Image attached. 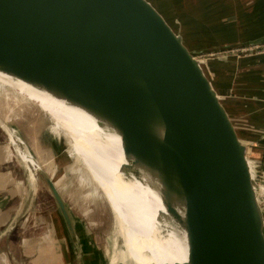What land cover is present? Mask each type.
I'll use <instances>...</instances> for the list:
<instances>
[{
	"label": "water",
	"instance_id": "1",
	"mask_svg": "<svg viewBox=\"0 0 264 264\" xmlns=\"http://www.w3.org/2000/svg\"><path fill=\"white\" fill-rule=\"evenodd\" d=\"M0 71L121 136L122 168L149 175L186 233L178 264H264L260 162L207 59L152 0H0ZM46 180L71 237L86 245L87 230Z\"/></svg>",
	"mask_w": 264,
	"mask_h": 264
},
{
	"label": "rangeland",
	"instance_id": "2",
	"mask_svg": "<svg viewBox=\"0 0 264 264\" xmlns=\"http://www.w3.org/2000/svg\"><path fill=\"white\" fill-rule=\"evenodd\" d=\"M152 2L155 3L176 30L182 32L187 39H189L188 36L191 38L194 44L191 47L203 54L209 66L214 60L224 61L225 63H233L235 61L241 63L244 59L249 60L264 56V42L252 43L249 41L240 45H232L230 43V40L238 37L240 32L243 34L245 31V14L243 12L246 10V0H152ZM197 37L199 39L196 43ZM258 44L260 45L259 47H257ZM226 68L224 69L225 71ZM223 75L225 78L234 75L231 80L232 86H229V93L234 98L242 97L247 106H251V104L245 101L246 98L250 99V101H259L260 96L252 93L254 88H249L255 87L250 74L242 76L243 74L239 71L229 72L227 70ZM238 82H241V87L238 86ZM236 85L237 87H235ZM259 95L261 94L259 93ZM15 110L16 112L13 113L4 110V115L0 119V140L2 144L10 145L8 164H13L14 169L19 170L18 175L30 187V198L42 197L46 200L41 204L45 212L51 211L52 208L53 210L57 209V203L46 180V177H50L49 173L40 168L38 159L36 164L30 159V161L24 162L20 155L21 153H26L28 156L37 157L31 142L25 140V135L38 140L44 137L47 144L53 145V156L50 154V158H52L51 164L57 170L55 178H63L67 186L76 185L80 177L84 179H90V177L82 167V163L68 155L67 144L64 146L65 139L57 137L52 131L53 120L49 115L42 112L36 105H27L25 102L18 103ZM242 110L243 112L246 111L245 109ZM17 116L19 118L15 119ZM241 117L245 120L241 121V123L244 126L243 128L247 130L245 131L249 140L246 143L255 160L260 161L264 156V127L260 126L261 121H250L251 118L246 112L242 113ZM254 123L259 126H252ZM52 145L49 148L50 151ZM69 166L78 167L79 169L77 168V170L71 172ZM29 168L31 170L33 168L37 177L35 184L30 183ZM86 193H89L91 197L87 198V200H82L81 198V201L79 200L77 203L67 197H63L72 218L82 223L87 230L89 241L92 245L94 261L99 264H138L130 256L126 247L130 240L134 242V239L132 235L129 236V239H125V235L120 230L114 213L101 190H95L92 185V187L84 190L83 194ZM133 246H135V242Z\"/></svg>",
	"mask_w": 264,
	"mask_h": 264
},
{
	"label": "bare ground",
	"instance_id": "3",
	"mask_svg": "<svg viewBox=\"0 0 264 264\" xmlns=\"http://www.w3.org/2000/svg\"><path fill=\"white\" fill-rule=\"evenodd\" d=\"M24 102L27 105H36L52 118V131L57 137L65 139L63 144H67L68 155L82 163L90 179L80 177L76 185L67 186L63 178H55L57 170L51 164L50 158V154L53 156L54 147L51 144L50 151L51 145L41 135L42 140L25 135V140L31 142L37 157L21 153L24 162L30 159L36 164L38 159L40 168L49 173L62 195L75 203L81 198L87 200L91 197L89 193L83 194L88 187L93 185L95 190H101L125 239L132 235L135 246L130 240L126 247L138 264H178L187 259L186 233L166 217L159 189L153 180L144 172L136 175L122 168L126 160L121 136L115 130L101 125L84 108L0 71V119L4 110L16 112L18 103ZM18 118L17 116L15 119ZM77 168L69 166L71 172ZM33 172V168L30 169L32 181L36 177Z\"/></svg>",
	"mask_w": 264,
	"mask_h": 264
},
{
	"label": "crops",
	"instance_id": "4",
	"mask_svg": "<svg viewBox=\"0 0 264 264\" xmlns=\"http://www.w3.org/2000/svg\"><path fill=\"white\" fill-rule=\"evenodd\" d=\"M245 3L246 10L243 12L245 31L230 40L232 45L264 39V0H246ZM188 38L191 46L194 45L191 38L189 36ZM198 39L199 37L196 43ZM210 65L215 81L229 97L240 120L245 121L241 114L246 112L252 119L250 121H261L263 124L260 123V126L263 128L264 56L244 59L241 63L214 60ZM225 67L226 71H239L242 76L250 74L255 87L249 88H254L251 92L262 99L250 101L246 98L245 101L251 104L247 106L242 97L234 98L230 95L229 86H232L231 80L234 75L225 78L223 75L226 72ZM238 84L241 87V82ZM242 109L246 111L243 112ZM252 126L259 125L254 123ZM9 146L0 142V264H99L94 261L89 237L86 245L75 241L58 207L45 212L41 205L45 199L30 198V187L18 175L19 170L14 169L13 164H8ZM36 180L37 177L30 183L35 184Z\"/></svg>",
	"mask_w": 264,
	"mask_h": 264
},
{
	"label": "built area",
	"instance_id": "5",
	"mask_svg": "<svg viewBox=\"0 0 264 264\" xmlns=\"http://www.w3.org/2000/svg\"><path fill=\"white\" fill-rule=\"evenodd\" d=\"M263 45V44H262ZM260 45L258 44L257 47H259ZM200 56L204 59H206L205 57H203V54H200ZM264 133V132H263ZM264 139V137H263ZM260 162V165H261V169H262V172H263V177H264V156L262 158V160L259 161Z\"/></svg>",
	"mask_w": 264,
	"mask_h": 264
}]
</instances>
